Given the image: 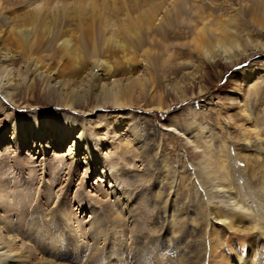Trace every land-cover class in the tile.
<instances>
[{
  "label": "rangeland",
  "instance_id": "1",
  "mask_svg": "<svg viewBox=\"0 0 264 264\" xmlns=\"http://www.w3.org/2000/svg\"><path fill=\"white\" fill-rule=\"evenodd\" d=\"M54 1L65 6L66 18L48 38L52 24L42 11ZM148 1L159 4L157 18L165 23L142 37L140 50L97 28L89 44L75 22L80 13L90 17L92 9L107 8L112 32ZM179 1L0 0V44L26 30L12 19L42 14L31 53L44 80L20 68L19 48L0 46L12 57L8 75L18 72L21 84L13 98L0 96V242L14 241L12 264H264V236L213 221L199 177L206 171L237 204L262 210L254 203L261 187L240 156L252 154L246 145L257 147V139L264 144V0L262 6ZM203 22L215 31L237 27L239 39L219 42L223 51L238 47L239 53L230 51L236 59L212 60L214 53L195 50V29ZM62 40L67 46L58 48ZM146 48L155 52L153 63L142 54ZM51 81L75 83L80 100L64 106L57 87L46 90ZM114 83L129 84L120 106L93 93L96 84ZM66 122L84 123L92 142L97 163L87 173L63 152L41 154L35 145L18 150L17 140L5 141L13 130L19 138L24 123L37 134L38 125ZM116 196L123 207L112 203Z\"/></svg>",
  "mask_w": 264,
  "mask_h": 264
},
{
  "label": "bare ground",
  "instance_id": "2",
  "mask_svg": "<svg viewBox=\"0 0 264 264\" xmlns=\"http://www.w3.org/2000/svg\"><path fill=\"white\" fill-rule=\"evenodd\" d=\"M182 1L183 0L179 1L180 4ZM254 1L255 4H258L259 6H262L263 4V0ZM147 3H149V1ZM46 9L42 11V14L45 18L51 21L52 28L51 31L47 33V37L51 38V34L52 32H54L57 21L59 19L65 20L66 9L64 5L55 1ZM158 9L159 4H151L150 2L149 6H147V9L144 11L139 12L137 9L136 11L131 10L126 18V21L120 22V24L117 25L116 28L118 31L114 29L111 30L112 32H110V28L108 27L110 22H108L105 18V12L108 10L107 8L105 10L102 9L100 12L97 11V14L92 9V15L90 17L80 13L79 15L75 16V22L78 24L84 40H86L89 44L93 43V30L94 28H97L100 34H107L108 31L110 36H113L117 35L116 33H119L118 36H120V38L128 42L131 47H134L137 50L139 49L138 47L142 45V37L150 31L157 30L163 23L161 21L162 19L157 18V15H159ZM34 10H37L36 7H33L32 10L30 9L31 12ZM2 11L3 8L0 6V14H2ZM42 14L39 12L37 14L26 15L23 17H9L15 18L11 21L16 26L20 28L22 27L26 30H17L15 33L16 38L13 39L12 42H5L4 44H0V46L3 45L5 48L8 46L19 48L23 57V60L20 63V68H23L28 73L34 72V74H36L39 79H42L44 76H42V74L37 70L36 66L38 64V61L31 52L34 47V43H36L34 39V34H36L35 25L41 19ZM164 18L165 17H163V19ZM116 20L117 17H115V21ZM96 22L98 23V25H95ZM92 23H94V25ZM259 23L260 25H262L261 22ZM195 31L196 35L198 36L196 39L197 41L195 42V50L199 53H214L215 56L214 58H212V60L216 59V56H219L221 60L225 62H231L233 59H236V55L232 54V52L230 51L236 48L235 51L238 53L240 52L238 47H229V49H225V51H223V47L219 44V42L226 40L229 43H232L234 42V39L237 40L240 38L241 32L237 29L236 26L223 28L219 25L217 26V29L215 31L212 28H209L208 24L203 22L201 24V27L196 28ZM210 33L211 35L214 34L218 36V39L212 41L211 38H208ZM206 45L207 47H210L207 48ZM56 46H58V48L66 47L67 41L62 40L61 44L59 42V45L56 44ZM219 48H221L222 52L219 51ZM154 53L153 51L151 53V51L147 50V48L146 50H142L143 56L145 55V58L150 63H153L152 56L154 55ZM225 54H227V56ZM0 55V96H3L6 99H11L17 93L16 91L20 89L19 87L21 86V84L18 78V72H15L12 75H8L9 71L6 69L5 63L9 62V60L12 58L10 56L11 54L9 50L6 49L4 53L0 52ZM204 56L207 57V59L209 58V55L206 56L204 54ZM190 65L192 69L195 66L194 63H190ZM98 66L99 65H93V68L97 71L99 70ZM42 80H44V78ZM52 82L53 81H51L50 84ZM51 85L52 86L47 85L46 90L49 91L53 88V86L57 87V90L60 91L61 96L64 97L62 104L66 107H72L73 100L79 99V97L82 96L79 93L80 91L76 89L77 85L75 83L54 82ZM93 88V93L100 95L102 99L108 100L109 102L117 106L122 105L120 99L129 93V84L127 85L114 83L110 86L96 84ZM260 123H264V121H261ZM83 124L80 125L83 126ZM81 126L72 124L71 122H66L61 126L59 124L55 125L52 123H48L42 126L38 125V133L36 134L31 126H28L24 123V125L22 126L23 128L20 127L21 132L19 138H17L19 133H16L13 130V132H10V137H6L5 141L10 142L17 140L18 150H23L29 146L33 147L35 145L34 147L38 149L41 154H48L50 152L55 153L56 151L63 152L62 154L64 155L62 157L69 161L71 165H74L76 163L83 164L86 167L87 173L89 170L91 171L93 165L97 163V157L95 156L91 140H89L88 137L84 134V128H82ZM245 130L247 132L251 131L246 128ZM240 132L244 134V129L241 128ZM256 135L257 137L259 136V134ZM257 140L259 141L256 143L258 145L257 147H248L246 145V148H251V152L253 153L249 154L248 156L241 155L240 162L243 166V169L248 168L247 170L250 175L248 178H252V176H254L253 179H255L256 182L258 181V183H255V186L261 187L258 195H256L255 197L251 196L252 198L254 197V203L256 204V206L262 208L259 213H251L244 207L245 204L241 205L233 201L234 194L231 192V190H229L227 186H221L220 183H216L214 177L209 176L206 171L201 169V171L199 172V177L203 180V195L205 196V200L207 201L206 208L208 210L207 213L209 214L210 218L213 221L218 220V224L223 225L225 228L231 230L234 227L236 230L244 229V231H242L244 233L256 232V237L259 238L264 236V222H255L254 219L256 217H263L264 219V144L262 140ZM258 150L260 151L259 153ZM96 171H98V169H96ZM99 172L102 176L106 175L105 170H101ZM233 179H236L234 175ZM261 190L262 192L260 193ZM111 195H113V191ZM112 199V203L123 207L120 203H118L117 196L112 197ZM248 222H252V226H247ZM11 243H14V241L10 242L8 240L4 243L0 242V264H12L16 261V257L8 245H11ZM245 264H247L246 261Z\"/></svg>",
  "mask_w": 264,
  "mask_h": 264
}]
</instances>
